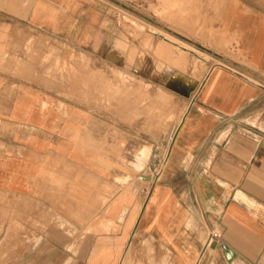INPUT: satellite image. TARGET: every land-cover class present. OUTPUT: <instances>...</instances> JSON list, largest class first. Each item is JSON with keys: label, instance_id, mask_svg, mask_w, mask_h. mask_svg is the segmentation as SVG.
<instances>
[{"label": "crops", "instance_id": "obj_1", "mask_svg": "<svg viewBox=\"0 0 264 264\" xmlns=\"http://www.w3.org/2000/svg\"><path fill=\"white\" fill-rule=\"evenodd\" d=\"M193 1L213 45L241 58L213 52L220 61L187 104L155 181L148 160L136 171L147 146L122 170L110 150L120 123L110 129L93 108L62 99L29 64L0 71V202L17 208L0 221L22 226L0 264H119L135 238L173 264H264V0ZM76 3L0 0V52L22 46L26 32L68 43L83 13ZM143 142L151 152L152 139ZM212 232L220 240L206 246Z\"/></svg>", "mask_w": 264, "mask_h": 264}, {"label": "rangeland", "instance_id": "obj_2", "mask_svg": "<svg viewBox=\"0 0 264 264\" xmlns=\"http://www.w3.org/2000/svg\"><path fill=\"white\" fill-rule=\"evenodd\" d=\"M76 1L83 13L74 15L73 23L77 24L69 44L59 35L49 43L34 32H26L25 36L19 33L22 46L0 52V71L14 72L19 65L29 64L54 79L62 99L93 108L110 129L113 123H120V133L115 134L110 150L120 155L122 170L136 162V154L144 145L148 150L146 158L136 171L148 160L145 166L155 181L157 171L165 169L166 149L179 117L193 101L209 68L220 61L213 52L236 60L241 57L234 47L213 45L216 35L205 28V16L193 7V0H184L181 12L169 7L173 0H73ZM81 23L88 26V31H79ZM165 33L198 50V56L207 55L206 60L198 61L192 53L183 57L180 50L165 44ZM217 44L222 46L221 40ZM160 90L166 94L162 98L158 96ZM146 136L152 139L151 152L143 142ZM141 152L144 156V150ZM7 214L16 216V206L6 208L0 202V220ZM58 224L63 228L66 225ZM20 228L17 222L0 221V248L13 243L17 246L18 240L10 236H16ZM147 243L132 239L121 259L125 260L127 253L129 264H153L148 263ZM151 246L153 259L159 261L161 253Z\"/></svg>", "mask_w": 264, "mask_h": 264}, {"label": "bare ground", "instance_id": "obj_3", "mask_svg": "<svg viewBox=\"0 0 264 264\" xmlns=\"http://www.w3.org/2000/svg\"><path fill=\"white\" fill-rule=\"evenodd\" d=\"M182 2H184V0H173L172 2H171V4H168L169 5V7H173V8H177L178 9V12H181V9L179 10V7H180V5H181V3ZM169 9H171V8H169ZM148 27H150V26H148ZM154 30H156L155 28H154ZM160 32H162V31H160ZM163 33V32H162ZM166 34V33H165ZM162 36V35H161ZM166 36H167V38H165V36L163 37V39L167 42V43H169L171 46H173L174 48H176V49H178V50H180L181 52H183L184 54H187V53H192L194 56H195V58L196 59H198V61H205L206 59L204 58V57H200V56H198L197 54H196V52H199L198 50H196L195 48H193L192 46H190V45H187L186 43H183L182 41H180V40H178V39H176L175 37H172V35H169V34H166ZM201 54H203V53H201ZM141 56H143V55H141ZM187 56V55H186ZM192 57V56H191ZM186 58V57H185ZM210 61V60H209ZM194 62V61H193ZM217 63H219V62H217ZM251 81V80H250ZM189 105V104H188ZM188 105L186 106V108H185V111L188 109ZM185 111L181 114V116L179 117V120H178V124L180 125V123L182 122V119H183V117H184V115H185ZM168 150H169V147H168ZM168 150H167V152H166V154H165V157H164V162L166 163V158H167V154H168ZM60 216V215H59ZM58 219V222L59 223H61V224H66V222L63 220V219H61V218H57ZM65 219V218H64ZM193 219V218H192ZM66 220V219H65ZM188 221H190V220H188ZM189 223V222H188ZM191 223H192V221H191ZM190 225V224H189ZM193 227V226H192ZM154 241V240H153ZM152 242V241H151ZM161 244V243H160ZM205 244V243H204ZM147 248H146V254H147V258H148V260L150 261V262H148V263H153V264H173L172 263V261L170 260V255H163V256H161V259L159 260V261H156V260H154L153 259V250H152V244L150 243V242H148L147 244ZM207 246V245H206ZM165 247V246H164ZM161 248V247H160ZM167 248V247H166ZM161 249H163V248H161ZM156 252V251H155ZM132 253H133V251H132ZM154 255H155V253H154ZM127 256V257H126ZM125 260L124 259H121L122 261H121V264H129V262H130V256L129 255H127V253L125 254ZM145 258V257H144ZM160 258V257H159ZM200 259V258H199ZM198 259H196V261H197ZM200 261V260H199ZM143 262V261H142ZM139 264V263H138Z\"/></svg>", "mask_w": 264, "mask_h": 264}, {"label": "built area", "instance_id": "obj_4", "mask_svg": "<svg viewBox=\"0 0 264 264\" xmlns=\"http://www.w3.org/2000/svg\"><path fill=\"white\" fill-rule=\"evenodd\" d=\"M220 237L221 235L217 232L210 233L206 239V245H209L214 240H218Z\"/></svg>", "mask_w": 264, "mask_h": 264}, {"label": "water", "instance_id": "obj_5", "mask_svg": "<svg viewBox=\"0 0 264 264\" xmlns=\"http://www.w3.org/2000/svg\"><path fill=\"white\" fill-rule=\"evenodd\" d=\"M227 258H228V259L230 258V254H229V255L227 254Z\"/></svg>", "mask_w": 264, "mask_h": 264}]
</instances>
